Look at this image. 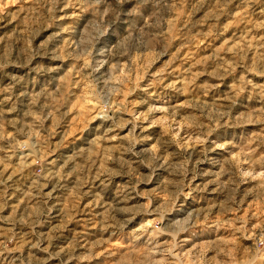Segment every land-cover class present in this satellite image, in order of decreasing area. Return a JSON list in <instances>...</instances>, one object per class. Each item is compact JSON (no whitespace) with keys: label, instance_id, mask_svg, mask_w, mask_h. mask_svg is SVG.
Returning a JSON list of instances; mask_svg holds the SVG:
<instances>
[{"label":"rangeland","instance_id":"obj_1","mask_svg":"<svg viewBox=\"0 0 264 264\" xmlns=\"http://www.w3.org/2000/svg\"><path fill=\"white\" fill-rule=\"evenodd\" d=\"M0 264H264V0H0Z\"/></svg>","mask_w":264,"mask_h":264},{"label":"bare ground","instance_id":"obj_2","mask_svg":"<svg viewBox=\"0 0 264 264\" xmlns=\"http://www.w3.org/2000/svg\"><path fill=\"white\" fill-rule=\"evenodd\" d=\"M158 109V108H157ZM159 110V109H158ZM28 155H31V152L30 151H28V154L26 155V156H28ZM18 157V156H17ZM30 157H32V156H30ZM42 188V187H41Z\"/></svg>","mask_w":264,"mask_h":264}]
</instances>
